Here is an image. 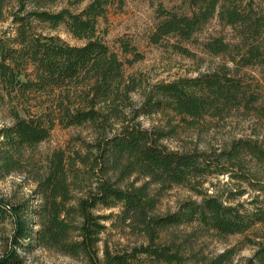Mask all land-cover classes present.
I'll return each mask as SVG.
<instances>
[{"label": "trees", "instance_id": "trees-1", "mask_svg": "<svg viewBox=\"0 0 264 264\" xmlns=\"http://www.w3.org/2000/svg\"><path fill=\"white\" fill-rule=\"evenodd\" d=\"M87 1L0 0V23L9 17L14 25L12 36L0 38V85L6 95L59 92L54 108L39 116L14 113L13 123L0 128V180L22 174L35 184L40 200L31 209L0 196V225L13 224L0 264H24L19 251L39 247L88 264H183L187 241L179 242L172 230L195 227L187 236L203 231L228 238L264 226V142L240 138L219 152H179L163 145L165 132L137 122L158 113L173 114L192 126L207 117L264 120V96L240 75L243 69L264 67V12L256 0H182L185 12L160 5L161 21L149 36L154 46L166 44L195 59L197 54L183 43L195 42L215 18L231 27L236 39L201 43L206 54L223 62L195 77L148 84L140 106L133 94L143 81L127 75L126 67L144 55L124 39L116 51L98 33L100 20L117 0H90L81 8ZM59 28L86 43L72 46L46 32ZM56 122L85 128L90 136L78 135L74 147L38 151ZM213 175L248 183L259 193L249 202L251 208L235 204L234 197L224 201L207 195L201 202L184 201L175 212L156 213L173 187L196 190ZM114 209L120 212L102 214ZM108 222L142 235L144 243L123 252H113L107 243L101 249ZM255 246L248 263L264 264V243ZM232 253L228 250L210 264H227Z\"/></svg>", "mask_w": 264, "mask_h": 264}, {"label": "rangeland", "instance_id": "rangeland-1", "mask_svg": "<svg viewBox=\"0 0 264 264\" xmlns=\"http://www.w3.org/2000/svg\"><path fill=\"white\" fill-rule=\"evenodd\" d=\"M89 1L84 3L81 8L85 7ZM256 3L264 12V0H256ZM160 5L178 12L187 10V5L182 0H122V2L117 0L116 4L109 8L107 18L100 20L98 25L100 37L112 49L118 51L119 41L124 39L130 41L144 55L142 61L132 67H126L127 75H133L143 81V88L133 94L136 106H140L143 102L142 95L148 84L195 77L200 73L212 71L219 63L223 62L221 58L206 54L201 43L215 37H222L228 42H234L236 39L234 30L215 18L202 32L196 35L195 42L183 43L184 46L197 54L195 59L174 53L166 44L165 46H154L150 44L149 36L161 21L157 13ZM13 32L14 25L8 17L6 22L0 23V38L12 36ZM46 32L61 37L72 46H82L86 43V41L75 39L64 28ZM240 75L264 96V67L243 69L240 71ZM58 94V91H49L29 93L25 97L16 96V93L7 96L6 91L0 85V128L13 123L14 113H19L24 117L27 115L39 116L47 110L49 111L54 108ZM137 122L146 129L165 132L166 138L162 140L163 145L170 150L179 152L196 150L208 153L219 152L227 149L234 140L240 138L264 142V120L256 116L236 115L224 120L207 117L199 124L192 126L188 120L173 114L158 113L142 116L137 119ZM78 135L89 137L90 133L85 128H64L56 122L50 139L43 143L38 151L46 154L54 150L74 147L75 138ZM202 182L196 190H190L183 186L173 187L161 198L156 213L166 215L175 212L184 201L201 202L207 195L219 196L224 201L234 197L235 204L243 203L247 208H251L249 202L259 194L248 183L231 179L228 175H213L203 179ZM34 191L35 184L19 173L0 180V196L11 205L28 203L31 209L36 208L40 204V200ZM241 192H244L245 195H239ZM119 212L120 209H114L102 212V214H117ZM110 223H107V226H110L109 230L102 235L101 249H103L104 243H107L113 252H123L144 243L145 239L142 235L127 227H111ZM194 229L195 227H182L170 232L175 237L178 236L179 242L187 241L183 243L187 251L183 264H210L212 260L228 250H232L233 253L227 264H249V259L257 249L255 243H264V226L261 225L245 235L228 238H219L215 234L203 231L187 236L193 233ZM12 232L13 224L10 220L0 225V256L10 247ZM19 252L24 257V264H88L84 258L74 259L40 247L30 252Z\"/></svg>", "mask_w": 264, "mask_h": 264}]
</instances>
